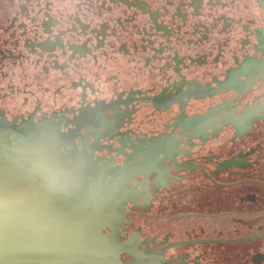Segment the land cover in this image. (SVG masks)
Masks as SVG:
<instances>
[{
    "label": "flooded vegetation",
    "instance_id": "flooded-vegetation-1",
    "mask_svg": "<svg viewBox=\"0 0 264 264\" xmlns=\"http://www.w3.org/2000/svg\"><path fill=\"white\" fill-rule=\"evenodd\" d=\"M0 161L97 264H264V0H0Z\"/></svg>",
    "mask_w": 264,
    "mask_h": 264
},
{
    "label": "water",
    "instance_id": "water-1",
    "mask_svg": "<svg viewBox=\"0 0 264 264\" xmlns=\"http://www.w3.org/2000/svg\"><path fill=\"white\" fill-rule=\"evenodd\" d=\"M4 168L0 161V264H97L101 254L85 250L67 210L50 194L22 195Z\"/></svg>",
    "mask_w": 264,
    "mask_h": 264
}]
</instances>
